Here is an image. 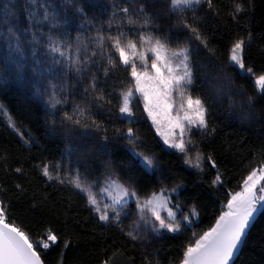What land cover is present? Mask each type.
I'll list each match as a JSON object with an SVG mask.
<instances>
[{
    "label": "snow or ice",
    "instance_id": "6c2138e0",
    "mask_svg": "<svg viewBox=\"0 0 264 264\" xmlns=\"http://www.w3.org/2000/svg\"><path fill=\"white\" fill-rule=\"evenodd\" d=\"M107 8L105 20L90 14L89 0H0V88L9 80L22 84L44 106L46 133L64 137L62 148L45 154L0 105L7 117L0 134V264H136L130 249L141 264H159L150 259L152 243L185 234L197 216L196 205L182 199L185 177L161 157L175 156L209 186L224 188L228 170L221 172L210 150L217 134L212 108L218 101L233 108L239 96L249 113L258 103L264 111V62H251L254 34L241 24L254 0H109ZM222 16L240 29L226 43L209 26ZM73 18L81 21L75 37ZM198 51L207 63H198ZM238 76L251 83V94ZM142 123L158 151L145 143ZM69 136L92 147L81 153ZM254 153L240 190L225 191L214 222L192 231L169 264H235L256 215L264 214V146ZM73 197L81 204L75 214ZM84 213L97 241L87 262L69 257L79 247L69 220L78 225Z\"/></svg>",
    "mask_w": 264,
    "mask_h": 264
},
{
    "label": "trees",
    "instance_id": "16d2710c",
    "mask_svg": "<svg viewBox=\"0 0 264 264\" xmlns=\"http://www.w3.org/2000/svg\"><path fill=\"white\" fill-rule=\"evenodd\" d=\"M225 2L231 3V0H225ZM108 3L109 0H89L90 14L102 16L106 20L107 13L110 11L107 8ZM254 3L255 8L251 17L241 21V24L243 28H250L254 34V40L249 52L251 54V62H254L259 67L264 62V56L260 54L261 50L264 49V39H261V34H264V0H254ZM160 25L163 28H167V19H162ZM209 26L214 29L216 40L222 43L227 42L230 34L235 35L240 32V29L228 23L226 16H222L220 19H210ZM83 27L87 28L88 25L85 24ZM69 30L75 37L76 31L81 30L79 18L72 19ZM84 35H88V33H84ZM5 48L3 41L0 40V61L3 59ZM220 59H223V57H220ZM197 61L198 63H207V58L203 51L197 52ZM236 83L242 85L248 93H252V85L247 78L238 76ZM206 98L209 101L214 99L211 95ZM234 100L235 106L233 108L228 107L227 101H218L212 108V119L217 127V134L214 141L210 144V150L214 151L216 159L221 162V172H224L225 169L228 170L222 178L228 181L226 187L209 186L207 179L197 176V170H185V166L175 156L169 157L165 154L161 157L166 162H170L167 163V166L178 170L185 177L186 188L182 194V199L186 197L188 198L187 202L196 205L197 216L193 226L185 234L179 236L169 234L165 238L157 239L152 243L148 251L153 253L150 257L153 262L158 261L159 264L174 262L181 251L182 245L191 236V232L206 230L214 222L215 217L222 209V204L226 203L224 199L225 191L240 190L237 187V183L241 182L243 175H246L248 161L252 159L250 153L255 155L254 150L264 146V111H261V104L258 103L253 111L249 113L246 108L240 107L241 98L239 96L234 97ZM34 101L35 98L30 95L24 86L14 80H9L6 87L0 88V102L4 104L18 126L32 131V134L40 142L39 151L45 152V154L55 153L64 146V137L59 132L55 136L46 133L44 106L38 101ZM5 122V118L0 115V134H6ZM138 127L147 146L153 151H158V144L153 139L152 130L148 128V125L142 123ZM68 140L81 153L92 147L91 141L73 139L71 136L68 137ZM37 151L38 149H33V152ZM255 159H259V157L255 156ZM114 162L117 165L121 163L118 148L114 155ZM204 172L205 176L211 177L212 172L207 167H205ZM214 189L216 190L214 191ZM80 207L79 199L73 197V214ZM77 218L80 221L78 225H72L71 220H69V224L71 226L70 230L78 233L79 247H74V251H69V257L75 254L87 262L89 259L88 254L92 251L94 245L97 244V241L92 236V226L86 222L87 214L84 213ZM95 231L99 232L98 229H95ZM116 238L119 239V237ZM157 252L158 254H156ZM55 256L56 250H53L49 254V259H54ZM133 257L136 264H141V256L138 250L130 249L129 258ZM235 264H264V214L259 213L250 226Z\"/></svg>",
    "mask_w": 264,
    "mask_h": 264
},
{
    "label": "rangeland",
    "instance_id": "374dc122",
    "mask_svg": "<svg viewBox=\"0 0 264 264\" xmlns=\"http://www.w3.org/2000/svg\"><path fill=\"white\" fill-rule=\"evenodd\" d=\"M0 105H2L3 107H5L4 104L1 103V102H0ZM5 108H6V107H5ZM0 115H1L2 117H4L5 120H7V117H6L3 113H0ZM192 220L195 221V220H196V216H195V217H192Z\"/></svg>",
    "mask_w": 264,
    "mask_h": 264
},
{
    "label": "water",
    "instance_id": "95a60500",
    "mask_svg": "<svg viewBox=\"0 0 264 264\" xmlns=\"http://www.w3.org/2000/svg\"><path fill=\"white\" fill-rule=\"evenodd\" d=\"M258 214H259V213H258ZM258 214L256 215V218H257ZM256 218H255V219H256ZM255 219H254V220H255ZM253 222H254V221H253ZM253 222H252V223H253ZM251 225H252V224H251ZM242 246H243V244L241 245L240 250H239V252L237 253V255L234 257L235 260H236L237 256L239 255V253H240V251H241V249H242Z\"/></svg>",
    "mask_w": 264,
    "mask_h": 264
}]
</instances>
